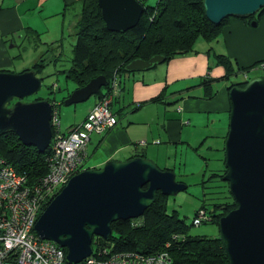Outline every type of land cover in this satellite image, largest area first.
Returning <instances> with one entry per match:
<instances>
[{
    "label": "water",
    "instance_id": "1",
    "mask_svg": "<svg viewBox=\"0 0 264 264\" xmlns=\"http://www.w3.org/2000/svg\"><path fill=\"white\" fill-rule=\"evenodd\" d=\"M97 5L106 28L114 31L132 27L143 9L137 0H97ZM263 6L264 0H203L213 23L229 15L255 14ZM163 60L161 54L135 58L124 68L145 70ZM107 82L104 74H98L72 90L63 103L84 101ZM41 86V78L32 70L0 71V134L11 129L23 144L39 151L51 139L52 104L46 99H22ZM228 94L223 180L237 205L219 218L218 237L229 264H264V74L231 86ZM13 98L18 99L8 106ZM184 189L186 184L177 181L172 170L160 169L145 156L108 159L100 168H84L72 175L41 211L34 229L40 238L65 247L66 263L75 264L91 254L93 235L109 238L112 221L140 216L157 191L175 195Z\"/></svg>",
    "mask_w": 264,
    "mask_h": 264
},
{
    "label": "trees",
    "instance_id": "2",
    "mask_svg": "<svg viewBox=\"0 0 264 264\" xmlns=\"http://www.w3.org/2000/svg\"><path fill=\"white\" fill-rule=\"evenodd\" d=\"M137 1L143 6L138 21L124 31H114L106 28L97 0H83L84 5L73 27V33H71L74 42L71 47L70 66L59 71L64 74L66 79L75 82L77 84L76 88L83 86L89 79L98 74L106 76L107 84L101 86L103 89L101 90L100 87L99 92L94 94V103L87 113L104 95L111 96L110 105L113 92L117 87L120 91L123 90L125 92L128 90L124 85L125 80L129 75L134 74V71H126L124 67L132 59H148L152 55L161 54L164 56V60L160 63L164 64L172 58L190 55L194 51L193 45L198 38L207 40L216 38L224 26H227L228 22L226 20L231 17V15L225 16L219 23L211 22L205 14L203 0H155L156 2L153 5H150V3L146 4L145 0ZM263 12L264 6L256 11V18ZM254 16L255 14L232 17L247 19L251 23L252 18H255ZM28 29L32 31H27ZM24 30L25 35L30 37V41L34 46L42 44L48 47L45 52H43L44 50L42 51L44 55L47 51H57V48L59 49L64 42L61 38L44 42L40 39V34L33 28L26 26ZM11 42L14 44L12 40ZM42 53L29 68H24L19 72L32 70L36 75H39L47 63ZM60 56L61 51H58L50 58L53 63H56ZM214 58L215 64L223 66L225 70L224 75L218 80H228L229 77L236 75V73H241L244 76L243 80H234L227 85L226 90L228 93L231 86L236 84L244 85L249 79L246 76L248 70L257 68L260 66L259 63L264 61V59H261L248 66H239L236 61L223 53H215ZM48 61L50 62V60ZM160 63H156L152 67ZM210 68L211 66L208 65L207 69L209 70ZM0 71L14 72L9 68H0ZM40 78L42 80V77ZM213 80V78L207 79L205 76L200 77L199 85L203 87L202 96L204 98H210L215 94L216 89L211 83ZM69 94L67 93V96ZM67 96L63 97V99ZM166 96L164 87V89L149 99L134 104V109L131 110H136L153 102L164 103V108H166L167 104L177 103L180 99L178 97L173 101H169L166 100ZM39 99L43 98L39 96L33 98V100ZM45 99L52 103V109H54L53 106L55 104L57 117H59V103L50 100L48 97ZM63 99L61 100L62 103ZM130 103L131 105L133 104L132 102ZM122 108L123 106L116 110L117 114L113 112L116 117L121 116L118 114L121 113ZM87 113L79 120L74 121L71 127L82 122ZM53 129H55L54 125L51 127L52 133ZM225 137L226 134L223 138L225 139ZM48 154L49 145L43 151H39L33 145L23 144L17 134L11 129L5 130L0 134V157H3L12 165L18 173L26 176L29 183L37 182L47 173L48 163L46 158ZM135 156H145L144 149L134 151L128 158ZM224 159L223 151V158L221 159L223 163ZM160 169L173 171L172 168ZM226 170L224 166L214 170L209 174L208 181H211L214 177H218L222 181ZM176 180L185 183L186 189L189 186V184L177 179V177ZM205 182V179L201 180L200 184L202 187ZM223 183L228 187L227 181L223 180ZM146 187L147 184L142 186V188ZM61 189L62 187L54 190L53 195L41 206V210L47 206ZM227 194H230L228 189ZM201 195H205V192L203 191ZM167 197L168 195L157 191L154 201L140 216L112 221L108 239L93 235L90 256L103 260L105 257L117 252L134 251L146 255L165 252L172 264H229L218 236L190 235L188 230L191 224L198 225L204 222H211L218 226L219 218L236 207L237 204L233 196L230 194L226 197L228 198L227 200L213 202L209 207L205 204V200L202 199L200 206L195 210L191 224H187L183 218H179L177 211H166ZM201 210L204 213V217L199 223H194V219ZM62 249L66 253V248L62 247Z\"/></svg>",
    "mask_w": 264,
    "mask_h": 264
},
{
    "label": "crops",
    "instance_id": "3",
    "mask_svg": "<svg viewBox=\"0 0 264 264\" xmlns=\"http://www.w3.org/2000/svg\"><path fill=\"white\" fill-rule=\"evenodd\" d=\"M148 1L145 0V3L148 4ZM83 5V0H0V68H5L13 63L7 44L11 40L15 42L14 35L21 33L26 26L35 28L40 33V39L44 42L58 38L66 41L73 37L71 33H73V27ZM215 39L217 41L214 44V53H223L229 56L239 66H248L255 61L264 59V12L257 17L254 25L247 19L231 16L227 26ZM208 65L211 66L209 70L207 69ZM224 71L223 66L215 64L213 55L211 57L210 55L206 57L204 54L175 57L167 63L158 64L141 73L129 75L124 85L129 88L130 93L128 97H124V100L132 102L131 106H133L139 101L149 99L165 87L166 100L173 101L180 97L176 103L180 110L178 111L175 107L178 116L173 115L168 118L166 115V119H168L163 120L166 121V126L163 127L169 139H179V129L182 125H189L190 120H197L200 121V126H196L190 135L198 131L202 133L201 141L208 140L209 147L218 145L219 138H223L225 135L226 123L224 124V121L227 122L228 129L226 113L228 114L230 99L226 87L235 80L233 76L228 80H218L224 75ZM202 76L214 79L211 83L216 92L210 98H204L199 92L202 86L198 82ZM158 104L159 102H153L131 110L122 121L117 117L115 126L108 128L103 134H97L100 137L95 138L94 142L96 147L101 146L107 150L105 161L108 159L125 160L134 151L140 149H144V153L147 155V141L143 145L138 144V141L139 139L146 140L149 136L155 138V133L150 127L142 129L139 133L133 131L131 127L140 123H147L151 126L150 123H153L151 118L148 115L138 116L137 112L155 111L157 117L160 111ZM185 119L190 120L185 123ZM72 125V123L69 124L62 131H68ZM90 141L89 138L88 144ZM130 141H135L134 150L124 151L128 145H132ZM201 144L202 142L199 143V145ZM116 155H119L120 158H114ZM165 165L168 167L167 163Z\"/></svg>",
    "mask_w": 264,
    "mask_h": 264
},
{
    "label": "rangeland",
    "instance_id": "4",
    "mask_svg": "<svg viewBox=\"0 0 264 264\" xmlns=\"http://www.w3.org/2000/svg\"><path fill=\"white\" fill-rule=\"evenodd\" d=\"M155 2V0H149L147 3L153 5L155 4ZM256 15L257 14L255 13V18H252L251 24L255 22V19H257ZM226 22H228V20H226ZM224 28L222 29V31L224 30ZM33 29L36 30L35 28ZM27 31L32 30L28 29ZM14 40V44L12 42H9L7 44L8 50L11 53L13 63L10 66L5 67L9 68L14 72H19L24 68H29L33 64V62L38 59V56H40L42 51L44 50L43 52H45V49L48 48L42 44L34 46L30 41V37L25 35L24 28L21 33H16L14 35ZM216 41L217 40L215 38H212L210 40L198 38V40L193 45L194 51L192 52V54L186 56H197L199 54H204L206 57H209V55L210 57L212 55L215 56L214 44ZM73 42L74 38L70 37L68 40L62 43V46L59 49L57 48V51H47L45 55L44 53H42L45 57V62H47L38 75L42 77V86L38 91L34 92L29 96L24 97L25 102H29L33 100L34 97L39 96L43 99L48 97L50 98V100L59 103L58 120L59 129L61 131L62 129L67 128L69 124L79 120L83 115H85L88 109L93 105L95 100L94 94H91L84 101L71 104H64L61 102L63 97L67 96V93H70L77 87V84L75 82L66 79L64 74L59 71L70 66L71 47ZM58 51H61V56L56 63H53L50 57H53V54H56V52ZM196 51H198L199 54H197L198 52L196 53ZM48 60H50V62ZM142 71L144 70H137L133 73L137 74L141 73ZM263 74L264 68L257 67L248 70L246 76L250 78ZM233 78L235 80H243L244 76L241 73H236ZM102 89L103 87H101V90ZM199 92L201 94L203 93V87L199 89ZM129 93V88L124 92L120 91L118 87L113 92L110 109L116 113V110L123 106L121 113L118 114L121 115L119 117L120 121L124 119V116L127 115L131 111V109H134L133 106H131L129 100H124V97H128ZM13 101L14 100H12V103ZM163 104L164 103L161 104V102L158 104L160 111L157 117L155 115V111L137 112L138 116L145 117L146 115H148L152 120L151 122H153L150 123L152 124L151 126L147 123H140L137 125H133L131 129L139 133L142 129H147L150 127V129L153 130V132L155 133V138H151L149 136L148 138H146V140L139 139L138 141V144L142 145L146 143L145 141H147L146 147L148 146V148L146 149L147 155L145 154V157L152 159L160 168H172L173 172L176 174L177 179H181L187 184H189L187 189L180 190L175 195H168L166 201V211H177V215L179 218H183L187 224H191L195 210H197L200 206L202 199L205 200V204L207 205V207H209L213 202H221L227 200L228 198L226 197L230 195L227 194L228 187L224 185L223 180L221 181L218 177H214L211 181H208L209 174L211 172H213L214 170H218V168H222L224 166V163L221 161V159L223 158L222 148L224 144V138H219L218 145H212L209 147L208 140L204 142L201 141L200 136L202 135V133L196 131V133L190 135V133L196 126H200V121L189 119L190 124L182 125V127L179 129L180 138L175 140L169 139V136L164 131L163 127L166 126V121L164 122L163 120L166 119V115H168V118L169 116L173 115L176 117L178 116V113L175 110V102L167 104L166 108L168 111L164 109L165 106ZM53 107L55 110V104ZM210 115L213 116V114ZM228 115L229 112L228 114L226 113L227 117ZM116 123L117 120L111 127L115 126ZM225 123L226 128L224 130V134H226L228 130L227 122L224 121V124ZM97 134L100 133L90 135L91 141L87 146V157L83 162V169L87 167L91 168L102 166L105 161V157L108 154L107 150L105 149V151L101 146L96 147L94 139L100 137V135ZM171 141L175 142L172 143ZM200 142H202L201 145H199ZM130 144L132 145H128L124 149V151H129L130 149L134 150L133 144H135V141H130ZM114 158H120V156L116 155ZM165 163H167L168 167H166ZM202 179L206 180L203 187L200 184ZM203 191L205 192V195H201ZM188 233L190 235H204L214 237L219 235V229L216 224H213L211 222H204L198 225L191 224Z\"/></svg>",
    "mask_w": 264,
    "mask_h": 264
},
{
    "label": "built area",
    "instance_id": "5",
    "mask_svg": "<svg viewBox=\"0 0 264 264\" xmlns=\"http://www.w3.org/2000/svg\"><path fill=\"white\" fill-rule=\"evenodd\" d=\"M259 68H264V61ZM111 96H103L85 119L66 132H60L57 109H52L54 125L49 142L47 173L35 183L18 173L0 157V264H68L62 247L50 239H42L34 224L41 206L55 189H60L78 172L86 157L90 133L110 128L117 118L110 109ZM180 107H178V111ZM188 123V120H185ZM204 217L201 210L194 223ZM75 264H172L165 252L152 255L134 251L117 252L98 260L90 255Z\"/></svg>",
    "mask_w": 264,
    "mask_h": 264
},
{
    "label": "flooded vegetation",
    "instance_id": "6",
    "mask_svg": "<svg viewBox=\"0 0 264 264\" xmlns=\"http://www.w3.org/2000/svg\"><path fill=\"white\" fill-rule=\"evenodd\" d=\"M18 98H13L14 101H16ZM13 101V102H14ZM22 101H25L24 99H22ZM8 106H11L12 105V101L10 103L7 104ZM82 168H80L79 170H81Z\"/></svg>",
    "mask_w": 264,
    "mask_h": 264
},
{
    "label": "clouds",
    "instance_id": "7",
    "mask_svg": "<svg viewBox=\"0 0 264 264\" xmlns=\"http://www.w3.org/2000/svg\"><path fill=\"white\" fill-rule=\"evenodd\" d=\"M51 104H52V103H51ZM116 118H117V117H116ZM185 120H188V119H185ZM185 120H184V122H185ZM188 122H189V120H188ZM62 132H64V131H62ZM100 167H101V166H100ZM100 167H99V168H100ZM80 168H82V167H80ZM94 168H98V167H94ZM82 169H83V168H82ZM82 169H81V170H82ZM79 171H80V170H78V172H79ZM73 175H74V174H73ZM68 180H69V179H68ZM65 184H66V183H65ZM65 184H64V185H65ZM64 185H63V186H64ZM63 186H62V187H63ZM42 210H43V209H42Z\"/></svg>",
    "mask_w": 264,
    "mask_h": 264
}]
</instances>
